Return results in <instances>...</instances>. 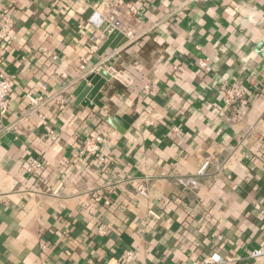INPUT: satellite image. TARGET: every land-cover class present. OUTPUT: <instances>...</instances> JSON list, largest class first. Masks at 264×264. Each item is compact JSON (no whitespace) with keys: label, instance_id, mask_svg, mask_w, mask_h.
I'll list each match as a JSON object with an SVG mask.
<instances>
[{"label":"crops","instance_id":"0c3cea01","mask_svg":"<svg viewBox=\"0 0 264 264\" xmlns=\"http://www.w3.org/2000/svg\"><path fill=\"white\" fill-rule=\"evenodd\" d=\"M262 43L264 0H0V70L14 81L0 264H129L128 250L133 264H264L249 256L264 249ZM103 68L132 83L101 90L129 118L123 134L75 104ZM224 86L245 87L248 106L227 107ZM27 94L45 102L31 111ZM98 132L99 155H81Z\"/></svg>","mask_w":264,"mask_h":264},{"label":"built area","instance_id":"2783aa9c","mask_svg":"<svg viewBox=\"0 0 264 264\" xmlns=\"http://www.w3.org/2000/svg\"><path fill=\"white\" fill-rule=\"evenodd\" d=\"M199 65L201 68L205 69L208 67V61L203 59L199 62ZM14 87V81L12 78L4 71L0 70V124L3 123V119L6 117V115L9 113L10 110V104H9V97L10 93ZM223 91V98H224V104L229 107L233 108L236 113H239L243 108L248 106L249 103V92L245 87H229L224 86L222 88ZM26 99L29 102L30 110H36L41 104L45 102V99L42 97H34L30 94H27ZM9 128V127H8ZM7 127L3 126V128L0 130V136L2 130L6 129ZM103 141V136L100 132H98L95 136L89 137L80 154L87 156V157H96L99 155L100 150V143ZM208 164L206 163L203 168L200 170V174H204L205 170L207 168ZM43 167V163L38 160H34L30 163L28 171L33 173L35 171L40 170ZM139 191L144 196L146 195V189L144 186H141L139 188ZM99 200L100 198H96ZM250 258L257 259L261 256H264V249H254L250 252ZM123 260L126 263L133 264L136 262V255L132 250L125 251L123 253ZM224 260L221 257L219 253H213L210 257L205 258L201 261H195V262H182L180 264H221Z\"/></svg>","mask_w":264,"mask_h":264},{"label":"water","instance_id":"95a60500","mask_svg":"<svg viewBox=\"0 0 264 264\" xmlns=\"http://www.w3.org/2000/svg\"><path fill=\"white\" fill-rule=\"evenodd\" d=\"M112 48L115 49L116 45L112 46ZM263 48L264 43L259 45L257 53L263 59L264 65V54L260 52ZM259 70L261 71V68H259ZM112 79H116L122 82L125 86H132L130 78L124 72H119L113 68H103L98 72L88 75L79 84V86L74 92V96L76 97L75 104H81L89 108H94L95 106H97L98 108L102 109L104 112L107 113L105 121L123 134L125 133V130L129 127V124H124V121L127 120L129 122V118L127 116H123L121 118L117 115H110V108L108 106H105V103L103 102L104 94L101 90L105 86L106 82Z\"/></svg>","mask_w":264,"mask_h":264}]
</instances>
